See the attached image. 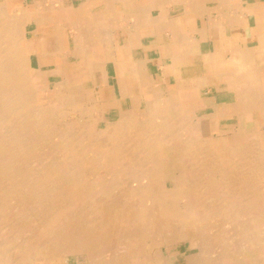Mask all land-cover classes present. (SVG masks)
<instances>
[{
    "label": "bare ground",
    "instance_id": "bare-ground-1",
    "mask_svg": "<svg viewBox=\"0 0 264 264\" xmlns=\"http://www.w3.org/2000/svg\"><path fill=\"white\" fill-rule=\"evenodd\" d=\"M7 11V3H0V225H6L5 231L0 229V264H32L64 249L84 250L91 264H137V257L158 264L157 257L169 256L165 246L189 241L193 248L191 234L197 237L198 251L188 257V264H256L264 257L258 229L262 222H257L264 216L262 138L245 142L242 132L228 143L200 134L193 123L180 134L172 125L176 113L184 117L178 102L148 106L154 115L149 121L125 116L105 126L96 114L85 117L86 110L78 108L79 96L59 97L52 106L39 107L32 100L36 86L31 53L19 44L28 17L20 12L8 16L10 23ZM65 106L71 109L52 117ZM72 110L84 116L59 131L56 118L67 120ZM55 129V136L62 138L60 146L51 143L53 137L49 141ZM46 140L61 155L48 152L50 161L38 166L39 159L37 167L30 166ZM166 145L172 146L171 155ZM176 148L181 157H175ZM87 149L92 157L86 156ZM198 153L203 155L200 166L195 163ZM180 176L184 180L176 186ZM45 209L47 214L36 218L35 210ZM117 242L125 250H109L106 258L105 248H115Z\"/></svg>",
    "mask_w": 264,
    "mask_h": 264
},
{
    "label": "crops",
    "instance_id": "crops-1",
    "mask_svg": "<svg viewBox=\"0 0 264 264\" xmlns=\"http://www.w3.org/2000/svg\"><path fill=\"white\" fill-rule=\"evenodd\" d=\"M3 2L28 17L45 103L79 96L123 118L178 102L206 137L264 141V0Z\"/></svg>",
    "mask_w": 264,
    "mask_h": 264
},
{
    "label": "rangeland",
    "instance_id": "rangeland-1",
    "mask_svg": "<svg viewBox=\"0 0 264 264\" xmlns=\"http://www.w3.org/2000/svg\"><path fill=\"white\" fill-rule=\"evenodd\" d=\"M6 14H7V17H5L6 19H8V16H9V18L11 19V18H13L12 16H15V15H17V13L16 12H13V11H10V10H8L7 12H6ZM11 15V16H10ZM0 19L2 20V17L0 16ZM9 20V19H8ZM9 22L10 23H12L11 22V20H9ZM21 40H19V44H20V47L23 49V51H25V52H28V53H31L32 51H31V47H32V45H31V43H30V41L28 40V37H27V35H26V33H25V27H24V29H23V34H22V36H21V38H20ZM30 70H31V68H30ZM32 78H33V75H32ZM32 100H33V102L37 105V106H39V107H42L41 106V104L42 105H45L46 107H50V105L52 106L53 105V103L55 102V101H53V102H51V103H45L47 100H45V99H42L41 98V96L38 94V92H37V90L34 92V99L32 98ZM78 108H80V110L81 109H83V110H86V112H85V117H92L91 115H93V117L94 116H96L95 117V119H97L98 118V120H100V122H101V125L102 126H105L106 124H109V123H114V122H116V121H118V120H123L124 119V117L123 118H121V115L120 114H118L117 112H115V111H111V112H108V111H106V109H103L102 107H100L99 105H94V104H86V103H82V105H80V106H78ZM86 108V109H85ZM71 109V107L70 106H65V107H63V108H60L59 110H55V113H54V116L52 115V117L53 118H55V116H56V113L57 114H59V113H61V111H69ZM75 110H77V109H75ZM89 110V111H88ZM88 111V112H87ZM98 111V112H97ZM75 112V113H74ZM95 112H97V113H95ZM105 112V113H104ZM90 113H92V114H90ZM100 113V114H99ZM82 114V112L81 111H78V113L76 112V111H74V110H72L71 111V113H70V115H69V117L67 118V120H62L61 118H60V116L59 117H57L56 118V120H55V125H56V127L58 128V130L60 131L61 130V128H63V129H65V126L67 125V123L70 121H73L74 119H76L77 117L79 118V117H81V116H84V115H81ZM96 114V115H95ZM107 114H108V116H107ZM100 115V116H99ZM177 115V113L174 115L175 116V118H174V116H173V123H172V125H174V127H176L174 130L176 131V132H178V133H180L181 134V132H182V134L185 132V130H187L186 128L188 127V126H190L189 124L190 123H192L187 117L185 118V119H183L184 117L181 115V116H179L178 115V117L176 116ZM131 119L132 118H134L135 117V119H137L138 121H141V119H145L146 121H149V119H150V117H154V115L153 114H149V113H147V112H145V113H142V114H140V115H135V116H129ZM176 117H177V122H176ZM127 118V117H126ZM187 122H186V121ZM176 122V123H175ZM175 123V124H174ZM187 123V124H186ZM180 124H181V126H180ZM175 125H178V127L177 126H175ZM188 125V126H187ZM183 126H186V127H183ZM180 127H181V129L182 130H180L179 131V129H180ZM183 127V128H182ZM57 129H55V130H53L50 134H49V136L50 135H53V136H50L49 137V141L51 142L52 141V137H53V139H54V142L52 141L51 143L53 144H55L56 146H60L61 145V141H62V138H60L59 137V135L58 136H55L56 134H57V131H58ZM174 132V131H173ZM54 133V134H53ZM56 133V134H55ZM186 136V135H185ZM57 137V138H56ZM59 137V138H58ZM47 140H48V138H47ZM46 140V141H47ZM49 141H47L46 142V146L45 145H43V148H44V150H42V152L41 153H39V154H37L36 156H34L36 159H34V157L32 158L33 159V161L31 160L30 162H29V165L30 166H32V167H34V165L36 164H38V161H39V159H43L42 161H41V163L38 165V166H40L41 164H43V163H46V162H48V161H50L51 159L50 158H52V157H57V156H59V155H61V153H59V151H58V147H56V146H54L55 147V149H54V147H53V145L49 142ZM58 142V143H60V144H56V143ZM48 143H49V145H48ZM52 146H51V145ZM46 148H45V147ZM126 147H124L123 149L124 150H126V152L128 151V150H130V148L128 147V146H130V145H128V144H126L125 145ZM51 147H52V149H51ZM81 147V146H80ZM194 148V149H193ZM198 147H192L191 149H193V150H196ZM46 149V150H45ZM55 150V152H52V151H54ZM58 152H57V151ZM164 150V149H163ZM165 151H166V153L167 154H169V155H171V153L173 152V148H172V146H170V145H166V147H165ZM178 151H179V148H176L175 149V152H177V154H175V157H181L180 156V154L178 153ZM46 152H47V155H48V157H47V155L45 156V154H46ZM48 152L50 153V152H52L54 155L51 157V153L50 154H48ZM90 154H89V153ZM59 154V155H58ZM199 154V153H198ZM39 155V156H38ZM57 155V156H56ZM91 155H93L92 154V152H91V149H87V151H86V156L87 157H92ZM160 156L161 157H163L164 156V151H161V154H160ZM196 156H198V160L197 161H195V163L197 164L196 166H200V165H202V159H203V155H197L196 154ZM37 157H39V158H37ZM199 157H200V159H199ZM46 158V159H45ZM47 158L49 159V160H47ZM47 160V161H45V160ZM38 160V161H37ZM35 162V163H34ZM37 162V163H36ZM163 162H166V159H164L163 160ZM201 163V164H200ZM204 163V162H203ZM35 165V166H36ZM172 166V163H170V167ZM37 167V166H36ZM174 169L172 170L173 171V173H178L177 172V166H174L173 167ZM253 179V178H252ZM180 180V181H179ZM179 180H177L176 181V186H178L180 183H182L183 182V180H184V178L183 177H181L180 176V179ZM254 180V179H253ZM255 182L254 183H259L261 180L260 179H258V178H255V180H254ZM180 182V183H179ZM244 185H242V187H243ZM244 188H249V190H250V187L247 185V186H244ZM41 209H43V208H41ZM41 209H38V210H40L41 211ZM38 210H35L36 211V215L34 214L35 213V211H33V212H29V213H31V214H34L35 216H36V218H38V219H42V216L46 213L47 214V212H48V209H47V211H46V209H45V211H43V212H41L40 213V211L38 212ZM44 210V209H43ZM39 214H38V213ZM38 214V215H37ZM45 214V215H46ZM264 214V213H263ZM44 217V216H43ZM254 217H255V215H254ZM260 217H262V218H260ZM260 217H258L257 218V222L258 223H260L261 224V222H262V224H261V226H258V229H259V231H261V234L263 235V238H264V233H262V232H264V216H260ZM245 218H247V217H245ZM263 225V226H262ZM2 226L4 227V225L3 224H1L0 225V229L2 230V231H5L6 229V225H5V228H2ZM9 227H7V229H8ZM223 230H226L225 229V227H221ZM0 230V233L2 232ZM2 236H0V241H2ZM189 240H190V243H191V245H192V247L193 248H189V241H186V242H181V241H179V242H175V243H173L171 246H165V247H163V249L164 250H166V252H168V254H167V259L165 260L164 258H162V257H157V263L158 264H188V262H187V259H188V257L189 256H191V255H193L194 253H197V251H198V249L196 248L197 247V245H198V241H197V237L194 235V234H191L190 235V238H189ZM151 241V239L148 241V242H150ZM181 242V243H180ZM179 244V245H178ZM157 244H155V245H153V243H150L149 244V246L150 247H155ZM175 245V246H174ZM113 246L114 245H110V246H107L106 248H105V252H106V255H105V257L107 258V256H109L108 254L110 253L109 252V250H115V251H118V252H121V251H124L125 250V245L124 244H122V243H119L118 244V242L117 243H115V248H113ZM121 246V247H120ZM148 247V243H146V244H144V250L146 249ZM117 248V249H116ZM171 248V249H170ZM168 249V250H167ZM193 249V250H192ZM156 250V249H155ZM195 250V251H194ZM187 251V252H186ZM190 251V252H189ZM172 252V253H171ZM189 252V253H188ZM191 253V254H190ZM81 255V256H80ZM251 256H254V255H251ZM78 257V258H77ZM176 257V258H175ZM264 257H262V259L260 260V261H258L256 264H264ZM82 261V263H79V262H81ZM92 262V259H90L89 258V256H88V254L84 251V250H81V249H77V250H66V249H64V250H62V251H55V253H53V254H50V255H48V256H46V258L45 259H36V260H34L33 261V263L32 264H91V262ZM99 261V260H98ZM134 261H136L137 262V264H147V260L144 258V257H137V258H135L134 259ZM37 262V263H36ZM87 262V263H86ZM90 262V263H89Z\"/></svg>",
    "mask_w": 264,
    "mask_h": 264
}]
</instances>
